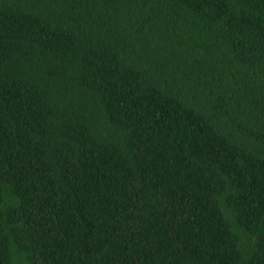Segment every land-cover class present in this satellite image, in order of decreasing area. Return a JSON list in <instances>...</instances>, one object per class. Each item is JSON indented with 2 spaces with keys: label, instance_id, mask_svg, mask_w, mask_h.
Segmentation results:
<instances>
[{
  "label": "trees",
  "instance_id": "trees-1",
  "mask_svg": "<svg viewBox=\"0 0 264 264\" xmlns=\"http://www.w3.org/2000/svg\"><path fill=\"white\" fill-rule=\"evenodd\" d=\"M0 264H264V0H0Z\"/></svg>",
  "mask_w": 264,
  "mask_h": 264
}]
</instances>
